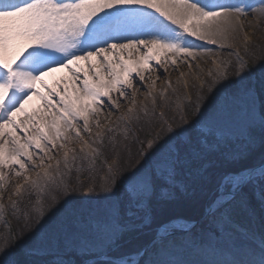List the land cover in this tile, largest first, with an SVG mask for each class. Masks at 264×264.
<instances>
[{"label":"snow or ice","instance_id":"obj_1","mask_svg":"<svg viewBox=\"0 0 264 264\" xmlns=\"http://www.w3.org/2000/svg\"><path fill=\"white\" fill-rule=\"evenodd\" d=\"M257 13L264 16V0H0V222L8 228L11 215L23 219L21 231L35 225L12 237L10 251L5 239L0 264H34L9 257L61 210L99 238L98 264H178L159 257L183 242L202 246L221 229L258 241L264 253V57L245 59L244 21ZM211 56L214 70L207 80L197 74L194 92L180 72L184 93L166 80L155 94L157 76L151 106L137 107V78L145 82L157 66L199 69L193 62ZM58 72L66 76L49 84ZM177 191L195 225L168 222ZM126 236L137 237L139 259L125 251ZM72 246L86 252L89 244ZM37 251L34 242L25 255Z\"/></svg>","mask_w":264,"mask_h":264},{"label":"rangeland","instance_id":"obj_2","mask_svg":"<svg viewBox=\"0 0 264 264\" xmlns=\"http://www.w3.org/2000/svg\"><path fill=\"white\" fill-rule=\"evenodd\" d=\"M248 20H251V17L247 18ZM245 32L249 35V44L252 43L255 40H258L260 45H258L257 48H253V50H249L247 56L245 59L248 60L250 65H255V62L258 57H264V39H258L259 34L255 35L253 33L252 29H245ZM243 37H241V40ZM243 46V45H242ZM213 56L206 58L205 60V66L202 71L197 68L193 69H188L185 65H181L179 68V71H173L171 74H166V72L163 70L161 66H157L159 68L158 72H153L151 74V81L153 79H156L157 76H160V79L156 80L155 84V94H158L160 91H162L165 88V81L168 80L171 83H175V87L178 89V91L184 93V81H181L179 84H177V78L180 75V72L186 73L185 80L187 81L188 85L191 86V84L195 85V87L199 86V80L196 78L197 74L200 75L201 79L207 80V72L210 69L214 70V66L212 64ZM194 64H198V61H194ZM150 81V83H151ZM137 84H143L144 82H140L137 78L136 81ZM146 94L150 91V88L147 90H143ZM206 91V89H205ZM158 96V95H157ZM158 98V97H157ZM150 99V98H148ZM35 105L29 106V110L34 107ZM128 106V105H127ZM127 108V107H126ZM124 111V110H123ZM259 119V111L257 112V121ZM104 123V122H103ZM102 123V124H103ZM233 140L234 141H239L243 137L239 136V129L238 128H233ZM143 138V136H141ZM133 151L135 152V146L133 147ZM62 155V153H60ZM108 155V153H106ZM59 158V157H57ZM46 162H48L46 160ZM111 162V160H110ZM54 163V162H53ZM101 175L103 173L101 172ZM83 180V179H82ZM11 183L15 184L16 181L12 180ZM9 192H11V189H9ZM72 195L75 196H80L82 193H71ZM7 196L8 193H5ZM177 201L173 204L171 207L169 214L172 213L173 210L177 209V207H181L185 203L182 202V199L186 201L188 197H183L181 199V194L177 191ZM65 197H63L64 199ZM74 213L70 212L67 216L64 217V225L61 227V234L59 236V243L53 244L51 242H41L40 237H33L31 240L27 241V244L21 247L20 249H17L16 253H14L9 259H18V252H22L25 254L26 248H28L31 244L34 242L38 246V251L33 257L41 258L43 261H49L53 260V262H62V264H81V261L86 262L87 260L90 259H95V258H100L99 253H100V240L98 237H95L92 233L84 230L81 226L77 225L74 220ZM127 215L131 217H135L136 219H139V212L134 211L129 209ZM177 219H182L185 222L192 223L194 222L193 219H187L185 217H176L174 219H171L168 222H173L176 221ZM8 225L9 227L6 228L3 224V222H0V227H1V238H3V242L7 238L8 240V247L5 249L6 251H10L12 248V237L15 236L16 240L19 241L22 237H26L31 234L34 226V223L32 220H29V227L24 229V231H21L22 228H24V222L23 219L19 222L15 218H13L11 215L7 217ZM32 221V222H31ZM252 224L254 228L256 229L257 232H259L260 226H261V213H259L258 219H253ZM244 224H247L248 221L243 220ZM127 237V236H126ZM131 238L133 236H128V238ZM42 238V237H41ZM137 237H134L133 239H136ZM76 239H86L88 241L89 247L86 250H78L72 246V241ZM226 241H231L234 243H238L243 247H246L245 249L248 251L246 254V261L245 264H247L248 261H255L258 262V256L264 254L260 251V249L256 246L257 242H252L245 240L239 233L233 232V231H225L221 229V232L219 235L213 234L211 241H205L202 246L200 245H194L191 242H183L181 243L175 250L169 253H163L159 257L160 260L166 261L169 259L172 260H182L184 256L189 257L190 262H195L194 264H202L204 260H206V255L213 256L216 254L215 250L216 248H219L221 245H223ZM211 245V247H210ZM127 247L125 248V251H130V247L133 246V243L126 245ZM135 248L134 247L132 250L133 252H130L133 254V258L139 259L138 256H135ZM209 248L212 250L210 251ZM210 252V253H209ZM204 259V260H202ZM94 263V262H93ZM92 263V264H93ZM98 263V262H96ZM95 263V264H96Z\"/></svg>","mask_w":264,"mask_h":264},{"label":"bare ground","instance_id":"obj_3","mask_svg":"<svg viewBox=\"0 0 264 264\" xmlns=\"http://www.w3.org/2000/svg\"><path fill=\"white\" fill-rule=\"evenodd\" d=\"M251 2L254 3V4H259L260 0H251ZM249 17H251L252 19L248 20L247 19L248 17L245 18V21H244L245 29H249V28L252 29L253 33L255 35L259 34L258 39H264V16H261L259 13H257L256 15L249 16ZM189 39H193V38L189 37ZM193 42L195 44H197V45L203 44L202 41L193 40ZM258 42H259L258 40H255L252 43H250L248 45V49L249 50H253V48H257L258 45H260V43H258ZM203 46L206 47V48L213 49L214 51L216 50V46L215 45H203ZM239 50L241 52V55H244V50H243L242 44L239 45ZM220 51L222 53H228V52H231V51H235V49H233V48H225V49H222ZM213 58L216 59L215 56H213ZM220 59H232L233 63H234V58L227 57L226 55H221ZM205 60H206V58L196 60L199 63V69L200 70L204 68ZM163 70H164V68H163ZM171 73H172V69L170 68L169 71L166 72V74H171ZM64 76H66V73L58 72V73L54 74V76L48 77L46 79H47V82L49 84H51L54 80H59L61 77H64ZM206 78H208V77H206ZM150 81H151V75L146 74L145 82L143 84H141V85L138 84V86L140 87L141 91L138 92V93H135L136 101H137V107H139L142 103L147 104L149 107L151 106V99H147L146 100L145 93L143 91V90L149 89ZM172 84L175 87V83L172 82ZM155 88H157V87H155ZM195 88H197V87H195V85L191 84V86L188 87V91L189 92H194ZM170 93H171V90L169 89V93L168 94H170ZM130 94H131V92H130ZM178 94H182V92L178 91ZM35 103L36 102H33L32 104L28 105L27 107L29 108V106L35 105ZM157 103L158 104L160 103L159 97L157 98ZM126 107H127V102H125L124 107L121 108L120 111L123 112V110H125ZM157 111H159V109H157ZM171 115H172V113H171V111H169L168 112V116L171 117ZM100 120H101V123H103L104 122V117L101 116ZM132 151H133V149H132ZM133 153H134V151H133ZM109 163H110V160H109ZM75 179H76V177H75V175H73L72 176V181L75 182ZM81 180L85 184L88 183V181L86 179H84V175L81 176ZM63 197H64L63 195L57 194V202L59 203L60 201H62ZM45 206H47V202H46ZM69 213L70 212L65 211V210H61L60 212L56 213L52 217V219L48 222V224L46 226V229L43 232L40 233L39 236L42 237V238L40 237V241L41 242H43V241L44 242H51L53 244L59 243V236L61 234V227H63V225H64V223H63L64 217L67 216ZM46 215H47V213H46ZM176 221L185 222L182 219L181 220L177 219ZM194 222H197V221L195 220ZM3 244H4V242H3V238H1V227H0V245H3ZM210 247H211V245H210ZM211 248H209L210 251L212 250ZM245 248L246 247H243V246H241L238 243H234V242H231V241H226L219 248H216V250H215L216 254H214L213 256L206 255V257H205L206 260L202 259V260H204V262L202 264H222V262L224 260H235L237 262H239V261H244L245 262L246 261V254L248 253V251ZM0 255H2V253H0ZM262 256H264V254L258 256V260H260ZM96 262H98V261H95L94 263H96ZM177 262H178V264H194L195 263V262H190L189 261V257H187V256H184L182 258V260H180V259L177 260Z\"/></svg>","mask_w":264,"mask_h":264},{"label":"trees","instance_id":"obj_4","mask_svg":"<svg viewBox=\"0 0 264 264\" xmlns=\"http://www.w3.org/2000/svg\"><path fill=\"white\" fill-rule=\"evenodd\" d=\"M257 205H258V200H257ZM259 208L257 207L256 209V214L255 217L253 219H258L259 216ZM194 213L193 211L186 205H182L181 207H177V209L173 210L171 214H168V221H170L171 219H174L176 217H185L187 219H193ZM252 219V220H253ZM194 221L196 220L195 218L193 219ZM245 221H248L246 218L244 219ZM249 222V221H248ZM134 237H125V240L122 242L125 245H129L131 243H133V246L130 247V251L129 252H133L134 250H132L134 247H138V242H137V238L133 239ZM18 259L20 260H27L30 259L32 261H34V264H54L53 260H49V261H43L41 258H37V257H28L27 255H25L22 252H18ZM95 264V263H94ZM98 264V263H96Z\"/></svg>","mask_w":264,"mask_h":264},{"label":"water","instance_id":"obj_5","mask_svg":"<svg viewBox=\"0 0 264 264\" xmlns=\"http://www.w3.org/2000/svg\"><path fill=\"white\" fill-rule=\"evenodd\" d=\"M190 224L195 225L196 222H193V223H190ZM98 260H99V258L90 259V260H87V261L85 262V264H92L93 262L98 261Z\"/></svg>","mask_w":264,"mask_h":264}]
</instances>
